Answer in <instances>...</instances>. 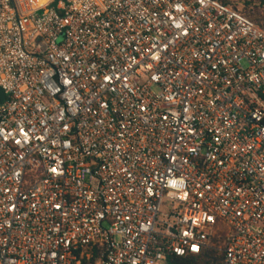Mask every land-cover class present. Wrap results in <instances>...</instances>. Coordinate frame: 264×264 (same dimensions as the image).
<instances>
[{"label": "built area", "instance_id": "obj_1", "mask_svg": "<svg viewBox=\"0 0 264 264\" xmlns=\"http://www.w3.org/2000/svg\"><path fill=\"white\" fill-rule=\"evenodd\" d=\"M0 0V264H167L225 228L264 264V28L219 0Z\"/></svg>", "mask_w": 264, "mask_h": 264}, {"label": "trees", "instance_id": "obj_2", "mask_svg": "<svg viewBox=\"0 0 264 264\" xmlns=\"http://www.w3.org/2000/svg\"><path fill=\"white\" fill-rule=\"evenodd\" d=\"M224 5H232L230 0H219ZM241 11L251 21L264 28V0H242ZM219 232L212 237L211 246L197 255H188L185 257H169L167 264H221L223 253L220 247L225 238V228L220 225Z\"/></svg>", "mask_w": 264, "mask_h": 264}, {"label": "rangeland", "instance_id": "obj_3", "mask_svg": "<svg viewBox=\"0 0 264 264\" xmlns=\"http://www.w3.org/2000/svg\"><path fill=\"white\" fill-rule=\"evenodd\" d=\"M59 1H65V0H57L54 6H57ZM230 1L232 2V6L241 10L242 0H230Z\"/></svg>", "mask_w": 264, "mask_h": 264}, {"label": "water", "instance_id": "obj_4", "mask_svg": "<svg viewBox=\"0 0 264 264\" xmlns=\"http://www.w3.org/2000/svg\"><path fill=\"white\" fill-rule=\"evenodd\" d=\"M5 99H6V96L4 92L0 89V105L4 103Z\"/></svg>", "mask_w": 264, "mask_h": 264}]
</instances>
